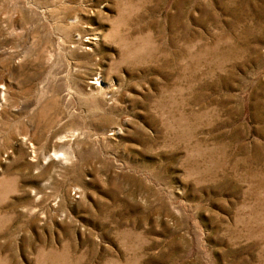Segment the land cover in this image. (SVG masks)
<instances>
[{"label":"rangeland","instance_id":"1","mask_svg":"<svg viewBox=\"0 0 264 264\" xmlns=\"http://www.w3.org/2000/svg\"><path fill=\"white\" fill-rule=\"evenodd\" d=\"M0 264H264V0H0Z\"/></svg>","mask_w":264,"mask_h":264}]
</instances>
